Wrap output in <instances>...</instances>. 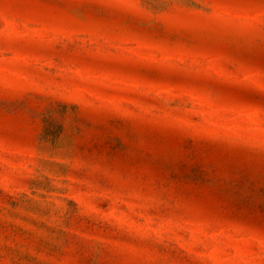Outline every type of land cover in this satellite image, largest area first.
I'll use <instances>...</instances> for the list:
<instances>
[{"label":"rangeland","instance_id":"374dc122","mask_svg":"<svg viewBox=\"0 0 264 264\" xmlns=\"http://www.w3.org/2000/svg\"><path fill=\"white\" fill-rule=\"evenodd\" d=\"M0 264H264V0H0Z\"/></svg>","mask_w":264,"mask_h":264}]
</instances>
